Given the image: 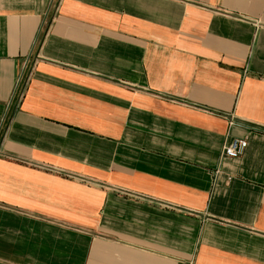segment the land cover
I'll use <instances>...</instances> for the list:
<instances>
[{
  "label": "crops",
  "instance_id": "0c3cea01",
  "mask_svg": "<svg viewBox=\"0 0 264 264\" xmlns=\"http://www.w3.org/2000/svg\"><path fill=\"white\" fill-rule=\"evenodd\" d=\"M0 264H264V0H0Z\"/></svg>",
  "mask_w": 264,
  "mask_h": 264
},
{
  "label": "built area",
  "instance_id": "2783aa9c",
  "mask_svg": "<svg viewBox=\"0 0 264 264\" xmlns=\"http://www.w3.org/2000/svg\"><path fill=\"white\" fill-rule=\"evenodd\" d=\"M246 146H247L246 140L232 139L228 141L223 147L222 155L225 158L236 159L242 154Z\"/></svg>",
  "mask_w": 264,
  "mask_h": 264
}]
</instances>
